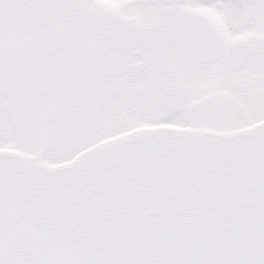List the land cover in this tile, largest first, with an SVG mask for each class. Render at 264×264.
<instances>
[{"label":"snow or ice","instance_id":"snow-or-ice-1","mask_svg":"<svg viewBox=\"0 0 264 264\" xmlns=\"http://www.w3.org/2000/svg\"><path fill=\"white\" fill-rule=\"evenodd\" d=\"M0 264H264V0H0Z\"/></svg>","mask_w":264,"mask_h":264}]
</instances>
